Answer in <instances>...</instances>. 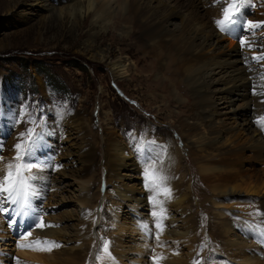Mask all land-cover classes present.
Here are the masks:
<instances>
[{"label":"rangeland","instance_id":"obj_1","mask_svg":"<svg viewBox=\"0 0 264 264\" xmlns=\"http://www.w3.org/2000/svg\"><path fill=\"white\" fill-rule=\"evenodd\" d=\"M50 1L55 3L54 0ZM102 1L105 2V0ZM117 1L120 0H110L114 10H116ZM241 1L243 6L239 7L243 13L242 32L250 29L253 30L254 37L264 39V35L260 34L264 31V19L258 21L260 17L264 16V0ZM216 2L215 4H218ZM92 20L91 15H79L76 18L58 17L56 14L44 16L39 5L31 0H0V124L4 114L3 110L9 105L13 107L12 114H6V120L3 119V124L6 125L5 131L0 132L2 138L0 177L7 172V169L5 170L7 165L3 164L8 161L19 162L13 159L17 154L16 149L12 151L14 154L10 153V150L7 151V155H2L1 151L15 131V117H18L21 111L23 113L22 133H26L30 129H34L37 133L41 123L56 122L55 111L58 109L65 111L70 116L73 114L75 117L83 112L84 116L91 119L92 126H89V130L93 136L92 140L96 132L95 143L93 141L95 152L91 165L92 178L87 187H91L89 192L91 196L97 192V189L99 195L93 200L92 206L87 207L93 213L91 221L95 224V232H93L91 240L87 241V238L83 243L86 245V253H83L74 262L80 264L156 263V260H153V254H156L157 261L159 255H157L158 251L155 250V246L161 244L168 246L170 256L173 252L183 256V262L180 264H245V262L246 264H261L264 260L263 254L251 256L246 261H235L229 258L220 239L211 233V229L216 228L217 225V219L214 217L218 208L213 207L202 195L203 186L198 181L195 165L187 152L188 148L183 146L180 137L177 144L180 157L175 155L170 166L164 162V159L161 160L165 166L162 169L163 174L168 177L167 182H173L170 187L166 184L164 186L172 190V187L176 189V185H178L181 190L189 191L192 194L191 205L183 209L178 204L171 205L172 203L166 201L168 197L162 192L159 194L161 197L157 195L159 203L153 204L151 199L154 195L153 191L146 189L144 183L143 171L146 164L140 163L141 161L135 162L137 165H143L136 171L126 167L113 171L120 177H113L112 181L124 183L133 189L134 194L141 195L145 199L144 201L138 203L132 199H119L113 192L108 191L112 189V185L107 180L105 143H103L101 135L105 127L113 126L125 147L134 153L135 149L131 142L133 137L144 138L145 134H153L159 136L163 141L169 142L171 137L172 139L175 137L172 131L180 136L174 129L179 116L178 108L168 101L167 92L154 93L150 82L146 80L147 75L144 72V74L141 73L140 65H135L134 58H130L135 67L129 75L121 77L113 75L106 64L109 60L117 58L118 55L121 56V49L129 46V41L119 39L120 32L116 27L109 26L105 30V28L92 23ZM249 20L253 22L254 26L248 25ZM173 21L176 22L175 24L178 23L177 18ZM248 31L247 33L251 34ZM231 41L234 46L237 40L234 37L232 40L225 38L221 40L220 45L228 50ZM249 54L253 56L248 57L247 54L238 56L241 60L238 62L239 67L244 66L242 60L258 63L257 59H253V57H259V55L257 53ZM101 55L104 56L102 60L99 59ZM257 66V69L260 68L259 71L264 70V65ZM222 74L224 76L221 78ZM227 74L218 73L215 74V77L224 79ZM249 78L251 79V77ZM219 86L224 88L223 84ZM176 91L180 93L178 95L183 100L187 99L188 94L184 89V84H180ZM243 102L244 100L242 101L240 98L228 95H225V98L217 97L215 99V112L217 113L214 116L217 125L221 123L227 129L230 127L235 130L239 129L240 119H237L236 115L239 111L241 112L238 106ZM20 109L21 111H19ZM250 113V111L244 112L246 118L252 119L253 114L250 115ZM16 121L18 120L16 119ZM67 131L73 137L76 135L73 125L68 127ZM226 138L227 133H223L220 141L223 142ZM24 139L27 140L28 137H24ZM56 139L46 136L48 144L39 151L41 157H44V161L47 160L50 164L57 163L54 156L58 153L56 152L53 156L49 154L55 148L58 141ZM243 139L245 137L241 140ZM75 141L73 157L78 159L80 155L77 150L82 143L79 139ZM61 161L64 165L63 173H55L56 170L52 165L53 169L48 170L50 174L45 179L35 176V179L31 181V184L33 183L31 191H38L39 194L38 196L30 193L32 199L29 196L28 208H35L33 217L25 216L21 219L20 216L12 213L8 215L0 213V224H3L0 226V264H66L61 260L67 256V254H61L64 253L63 250L69 248L74 252L78 251L80 246L82 247L81 242L74 241L77 240L73 235L77 231L76 227L69 225L65 228H67V234L74 239L73 242L66 243L65 238L49 239L34 236V234L30 237L27 236L28 232L34 233V229L37 228L36 224L40 222L41 218L46 221L51 220L50 223L61 222L68 216L77 218L86 207L78 202L80 198L79 179H73L70 176L74 168L73 164H70L71 162H68L70 160L67 158H62ZM31 162L33 164L32 160ZM254 164L256 169L264 170V164L258 162ZM176 165L178 166L177 171L172 170L171 172L169 168L173 169ZM33 170L34 168L31 172ZM37 186V190L33 189ZM170 197L173 198L171 195ZM238 199L244 200L245 203L233 206L234 202L231 201L223 208L224 217L229 219L228 221L233 220V225H231L233 229L241 225L242 218L254 221L256 215L261 211L258 204L264 199V189L259 194H246L242 191ZM219 209L221 208L219 207ZM117 210L119 211L117 212ZM154 212L158 215L154 216ZM165 213L175 214L174 222L168 226L171 228L172 226L180 227L185 219H193L194 231L189 234V236L193 234L191 236L193 241L190 246L186 245L182 241L183 239L177 235L173 234L168 237L160 227L150 225L152 222L158 223L157 219L163 220ZM179 213L183 214L182 218H180L181 215H178ZM34 216L37 217L31 223L33 226L27 225L28 227L25 229V224L28 222L26 218L33 219ZM210 224L214 226L211 227ZM37 238L57 240L56 242L60 246L54 247L52 251H40L36 247L20 246L29 244ZM105 241L109 242L111 257L113 256L112 250L117 251L123 257L108 259L102 250ZM159 241H163V244ZM63 243L66 244V248L62 246ZM142 248H145L146 251L140 257L138 252H141ZM97 256H100L101 259L97 260ZM138 259L141 261H137Z\"/></svg>","mask_w":264,"mask_h":264},{"label":"bare ground","instance_id":"obj_2","mask_svg":"<svg viewBox=\"0 0 264 264\" xmlns=\"http://www.w3.org/2000/svg\"><path fill=\"white\" fill-rule=\"evenodd\" d=\"M31 1L39 5L44 16L56 14L58 17L76 18L79 15H91L92 23L105 28V30L109 26L119 30V39L129 41V46L121 49V56L118 55L117 58L109 60L106 65L116 77L129 75L136 64L140 65V71L147 75L146 80L150 82L154 93L167 92L170 104L178 108L179 118L174 129L180 135L183 146L188 148L187 152L195 165L198 181L204 189L202 195L213 207L218 208L214 217L217 219V225L216 228L211 229V233L220 239L229 258L235 261H246L247 258L256 254L264 255V243H260L258 238L246 227V222L251 225L260 223L259 225L264 227V199L258 204L261 211L256 215L254 221L244 220L241 217L242 223L236 229L231 226L233 220L228 221L229 219L227 220L223 215V208L228 202H234L233 206L242 204L244 200L238 199L242 191L246 194H259L264 189V170L256 169L254 164L255 162L264 164V127L256 122L258 118L264 117V70L259 71V68L255 71H247L245 65L238 66V62L241 61L238 56L257 53L259 57H264V39L254 37L253 30L250 29L245 28L246 31L242 32L243 13H241V8L239 7L238 23L230 31H222L216 21L224 18L223 10L232 4L233 0H120L117 1L116 10L110 0H105V2L102 0H54V4L49 0ZM215 1L218 4H215ZM235 8L236 6L230 11H235ZM175 18L178 19L177 24L173 21ZM111 19H113L112 23ZM262 19L264 16L260 17L258 21ZM247 31L251 34H248ZM260 34L264 35V31ZM233 37L237 40L236 44L232 46L231 41L230 48L225 50L220 45L221 40L225 38L232 40ZM103 58L104 56L101 55L99 59ZM130 58L135 59V65L130 61ZM263 60L257 59L259 66L264 65ZM218 73L228 74L226 78L221 79L224 75L217 78L215 74ZM164 74H167V77ZM180 84H184V89L187 91L186 100L179 97L180 93L176 91ZM220 84H223L224 88H221ZM225 95L244 100L238 106L241 109L240 115L239 113L236 115L237 119H240L239 129L235 130L231 127L227 129L221 123L217 125V120L214 118L217 113L215 112V99L220 96L225 98ZM12 111L13 107L10 105L3 110L0 132L5 131L6 125L3 124L7 118L5 115L12 114ZM247 111L253 114L252 119L246 118V114L244 115V112ZM16 113L18 114L17 110ZM55 115L56 122L46 121L39 126L36 144L28 158V162L32 160L33 164L39 165V167H34L31 173L40 179H45L50 174L49 169L54 168L57 174L63 173L64 165L61 159L67 158L70 160L68 162L74 166L70 176L73 179H79L80 198L78 202L86 207L77 218L68 216L64 221L52 223L49 222L51 220L41 219L38 224L43 226L34 229V233L32 232L31 235L49 239L65 238L66 243L73 242L74 239L67 234L65 227L68 225L76 227L77 231L73 235L77 240L74 241L81 242L82 247L80 246L78 251L74 252L69 248L63 250L64 253L61 254H67V256L64 258L65 260L63 258L61 260L66 264H80L74 260L86 253V245L83 243L87 238V241L91 240L93 232H95V224L91 221L93 213L87 207L92 206L93 200L99 194L97 189V192L91 196L89 193L91 187H87V184L92 178L91 165L95 152L93 141L96 140V132L92 140L93 136L89 130V126H92L91 119L84 116L83 112L75 117L73 114L70 116L65 111L58 109L55 111ZM22 116L21 111V114L18 115L19 118L15 117V131L7 140L5 148H2V155H7L9 150L14 154L12 151L15 150V144L21 141ZM66 125L74 126L76 134L74 137L67 131L70 126ZM223 133H227V138L221 142ZM101 135L103 143H105L107 180L112 185V189L108 191L113 192L119 199H132L138 203L145 200L141 195L134 194L133 189L124 183L112 181L113 177H120L113 171L123 167L136 171L138 167L142 168V164L152 163L157 159L159 163L156 166L157 169H160L165 167L161 163L162 159L170 166L175 155L180 157L178 155L179 148L172 137L169 142L163 141L159 136L153 134H145L144 138L133 137L131 140L135 149L133 153L119 139L113 126L105 127ZM46 136L58 140L53 151L49 153L51 156L58 153L54 156L57 163L50 164L47 160L44 161V157L40 155L39 151L48 144ZM243 137L245 139L241 140ZM76 139L82 143L77 150L80 155L78 159L73 157ZM1 142L2 138L0 137V144ZM8 162L3 165H7ZM135 162L142 164L137 165ZM177 168L176 165L173 169H169L171 172L172 170L176 172ZM172 185L173 182L166 183L168 187ZM33 189L37 190L38 186ZM31 193L39 196L38 191L34 192L33 190ZM152 194L155 195L154 192ZM191 195L189 191H183L176 185V189L172 187L171 190L173 198L168 197L166 201L172 203L171 205L178 204L183 209L193 202ZM156 199H158L157 196ZM237 199L240 201L238 202ZM186 203L187 205H185ZM196 205L198 204L196 203ZM34 212V207L28 208L27 212L20 217L21 219L25 216L33 217ZM176 212L178 211L176 210ZM165 214L163 220L157 219L158 223L152 222L150 225L160 227L168 237L173 234L177 235L183 239L182 241L186 245L190 246L193 241L191 238L193 234L189 236L194 231L193 219H183L184 223L180 227L171 225V228L168 226L174 222L175 214ZM178 215H181L180 218L183 217L181 213ZM36 217L29 218V220L26 218L28 221L26 224L30 225L36 220ZM145 224L147 225V223ZM2 225L0 224V226ZM31 226L33 225L31 224ZM213 226L212 224L211 227ZM62 246L66 248L64 243ZM173 248L172 250H174ZM155 250L158 251V261L156 259V263L150 262V264H180L183 262V256L180 253L173 252L170 256L168 246L156 245ZM145 251L146 249L142 248L141 252H138L140 257ZM112 255L114 259H117L118 256L123 257L115 250H112ZM155 256L156 254H153V257ZM261 264H264V260Z\"/></svg>","mask_w":264,"mask_h":264},{"label":"snow or ice","instance_id":"obj_3","mask_svg":"<svg viewBox=\"0 0 264 264\" xmlns=\"http://www.w3.org/2000/svg\"><path fill=\"white\" fill-rule=\"evenodd\" d=\"M235 3L236 0H233L232 4H229L228 7L224 8V18L216 21L222 31H230L232 27L238 23L237 17L240 11L239 7H236L235 11H230V9L235 7ZM248 25L250 27L254 26L252 21H249ZM253 59H264V57H253ZM256 122L260 124L261 127H264V117L258 118ZM24 137H28V139L25 140ZM37 138L38 134L35 133V130L30 129L26 133L21 134V142L16 143L14 146L17 154L13 159L20 161V163L9 162L7 164L6 174L0 177V213L5 215L12 213L16 216H21L27 212L29 207V196L32 190L31 181L35 179L31 170L34 167H39V165H34L31 162H28V158L32 154ZM157 163H159L158 159L152 163L146 164L143 171L146 189L155 193L152 198L153 204L159 203L156 196L161 192L166 197H170L171 195V189L164 186L168 177L163 174L162 168L157 169ZM153 215L155 216L158 214L153 213ZM42 226V224L36 225V227ZM246 227L258 238L260 243H264V227L247 224V222ZM27 236H31V232H28ZM20 246L29 248L36 247L40 251H52L54 247H59L60 245L56 241L47 239L41 240L40 238H37L29 244ZM102 250L108 259L111 260L112 257L109 252V242H104ZM100 259L101 257L97 256V260ZM153 260L155 261L156 258L153 257Z\"/></svg>","mask_w":264,"mask_h":264}]
</instances>
